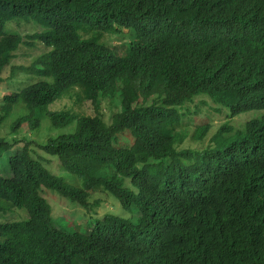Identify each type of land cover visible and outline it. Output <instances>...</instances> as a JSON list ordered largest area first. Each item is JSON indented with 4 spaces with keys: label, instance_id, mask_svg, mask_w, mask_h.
I'll use <instances>...</instances> for the list:
<instances>
[{
    "label": "trees",
    "instance_id": "16d2710c",
    "mask_svg": "<svg viewBox=\"0 0 264 264\" xmlns=\"http://www.w3.org/2000/svg\"><path fill=\"white\" fill-rule=\"evenodd\" d=\"M31 19L47 53L18 70L41 80L0 99V215L27 219L0 223V264H264V0H0V74L23 43L6 26ZM71 91L94 116L43 112ZM223 110L251 118L207 140ZM43 118L54 160L8 140ZM49 192L96 217L62 228ZM105 195L138 217H100Z\"/></svg>",
    "mask_w": 264,
    "mask_h": 264
},
{
    "label": "rangeland",
    "instance_id": "374dc122",
    "mask_svg": "<svg viewBox=\"0 0 264 264\" xmlns=\"http://www.w3.org/2000/svg\"><path fill=\"white\" fill-rule=\"evenodd\" d=\"M6 29L15 32L17 35H20L22 37L23 43L20 45L19 49L15 53V59L12 61L11 66H9L3 73L0 74V99L4 94H8L11 91H13L9 85L10 82H12L14 85V90L26 87L32 83H36L40 81L41 79L30 75V74H20L19 73V67H27L32 61H34L38 56H40L43 53H47V50L43 48L37 41L34 39L29 38L28 36L39 34L46 30L45 25L41 20L38 19H31L28 21H19L12 24H8L6 26ZM121 32H113L108 35V37L103 40V44L107 47H114L118 48L121 45H127L129 43L130 37H127V39H122L123 35ZM15 77V78H14ZM49 82L52 83V80H49ZM77 91L74 92H68L66 93L61 100H58L51 104L45 111L43 112H58L63 109H70L72 108L74 111H77L78 114L85 115V116H94L95 112L92 109V106L89 102L84 101L80 106L78 104L76 105L74 102L73 97L77 94ZM77 96H80L77 95ZM70 109V110H72ZM118 110L117 106L109 102V101H101L99 112L102 113L104 117L105 122H109V118L112 113L116 112ZM19 112L15 111L13 112V115L15 117L17 116ZM34 117L37 115V110L33 111ZM216 115H214L215 118ZM220 118H215L214 122L211 124L210 127V133L207 136V140L216 134L217 130L220 129L221 126L226 124L227 126H230L234 130L241 129L243 127V124L248 121L251 117L250 114L245 116V114H241L238 116H231L229 110H223L221 114L219 115ZM250 117V118H249ZM197 123H201V119H197ZM11 126H9L10 128ZM21 129L19 132H11L8 135V140L13 142L18 141H24L32 143L33 150L37 153V155L34 157H39V155L44 158V160H54L53 158L47 157L45 154H43L42 151L37 150L35 146L37 145H44L49 138H54L57 136L61 130H53L49 126V122L47 118H43V120L40 123L39 128H36L32 131L28 130L27 124L21 125ZM2 135H4L2 133ZM185 146H190L192 148H204L207 145L206 140L203 143H194L190 141H186L184 143ZM49 161V168L53 172L57 171V162L56 161ZM43 166L45 164L43 163ZM59 178H61L65 183H78L80 186V180L76 178H72L68 176L61 168L60 173L58 175ZM74 186V185H73ZM50 193V192H49ZM51 197L54 198V201L52 199H49L50 196H46L45 200L48 202V204L54 208V206L57 205V203L62 206V211L58 210L55 211L54 219H60L62 220V223L60 226L62 228H68L71 224L72 227L85 224L89 219L96 217V212L93 209H87V210H81L78 208L77 205H73L69 203L67 200L58 197L57 195H52L50 193ZM104 200L107 202L102 205V208L99 210L98 215L102 217L103 215H116L119 217H124L126 219H130L133 217L136 219L138 217L137 213H134L133 207H127L123 208L121 204L114 199L113 197L109 195L103 196ZM57 202V203H56ZM61 202V203H60ZM70 213V217H69ZM60 216V218H59ZM25 218V214L21 211H18L17 208H14V210L4 215H0V223H4L9 220H20ZM82 218L84 220L79 219ZM27 219V217L25 218ZM24 220V219H23ZM69 225V226H68Z\"/></svg>",
    "mask_w": 264,
    "mask_h": 264
},
{
    "label": "clouds",
    "instance_id": "9594fccd",
    "mask_svg": "<svg viewBox=\"0 0 264 264\" xmlns=\"http://www.w3.org/2000/svg\"><path fill=\"white\" fill-rule=\"evenodd\" d=\"M121 206H122V205H121ZM122 207H123V206H122ZM134 213H136V212H134ZM118 217H119V216H118ZM123 219H126V218L123 217Z\"/></svg>",
    "mask_w": 264,
    "mask_h": 264
}]
</instances>
